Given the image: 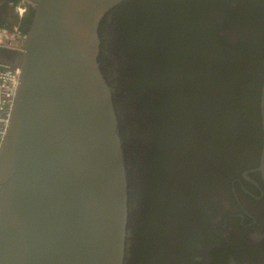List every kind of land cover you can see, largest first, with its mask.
<instances>
[{"label":"water","instance_id":"95a60500","mask_svg":"<svg viewBox=\"0 0 264 264\" xmlns=\"http://www.w3.org/2000/svg\"><path fill=\"white\" fill-rule=\"evenodd\" d=\"M33 15L0 149V264H124L128 183L100 24L126 0H21ZM264 177V85L260 98Z\"/></svg>","mask_w":264,"mask_h":264},{"label":"trees","instance_id":"16d2710c","mask_svg":"<svg viewBox=\"0 0 264 264\" xmlns=\"http://www.w3.org/2000/svg\"><path fill=\"white\" fill-rule=\"evenodd\" d=\"M155 1L156 7H152L153 4L141 5L143 2L151 3V0H126L107 15L114 20L112 29L106 22L107 18L100 24V37L104 33L107 37L115 27L121 28L123 25L128 34L125 41L130 48L137 49L138 44L142 49L148 48L147 55L138 60L129 71L123 70L120 53H111L113 70L119 77L114 85L117 92L114 106L127 166V229L131 237L126 242L128 250L125 251L124 264H174L177 257L182 260L181 241L190 232L188 221H192L197 209L204 205L202 197L195 194L196 179L193 177L200 170L197 169V160L204 165L201 168L203 171L214 168L212 172H217L225 165L231 154L225 148L229 133L227 125L219 121V117L223 115L226 101H229L230 90L232 94H240L236 91L240 87L234 88V81H218L219 94L214 97L218 103L214 102L213 108L206 109L209 98L214 93L208 85L198 92V81H185L179 86L178 83H163L161 79L165 71L163 62L170 59L171 49L169 45H164L170 40L165 34L166 27L168 30L177 26L185 36L183 38H187L185 42H191L194 37L197 39L199 36L197 40L201 41V64L211 61L215 51L220 56H228V39L219 35L225 26L217 23V15L220 12L225 15L237 12L227 8L225 2L230 0H209L221 3L218 7L211 5L214 14L204 0H201V11L195 0H184L182 3L181 0ZM195 8L200 12L201 24L197 29H201V35L186 20L192 19ZM128 11L132 17L129 12L126 17L128 20L125 21L126 18L122 16ZM173 18L176 19L167 23L168 19ZM115 32L110 34L111 38L117 36ZM122 38L119 34L117 40L121 42ZM212 41L215 42L213 48ZM238 41L241 42V39ZM186 46L188 49L191 47ZM101 48L100 45V61L103 57ZM201 67L200 76L209 73L203 69L210 67ZM217 73L218 80L228 75V72L220 69ZM168 88L174 94L164 95L165 91H169ZM179 88L198 92V103L203 106V112L196 118L197 122L189 128L179 115L182 112L179 111L181 104H174L172 99ZM197 95L192 96L194 104ZM239 110L246 114L248 109L243 107ZM235 160L238 161L239 158L234 157L233 163ZM185 168L187 173L184 172ZM183 231H186L184 236Z\"/></svg>","mask_w":264,"mask_h":264},{"label":"flooded vegetation","instance_id":"af4514ba","mask_svg":"<svg viewBox=\"0 0 264 264\" xmlns=\"http://www.w3.org/2000/svg\"><path fill=\"white\" fill-rule=\"evenodd\" d=\"M182 1L184 0H181V3ZM146 2L141 5L153 4L152 7H156L157 1ZM195 2L201 11L203 6L201 0H195ZM203 2L210 5L211 12V5L218 7L221 4L209 0ZM225 3L227 8L237 10L233 14L228 12L225 15L220 12L217 15V23L225 26L219 35L228 39L227 45L230 48L226 57L220 56L215 51L211 61L201 64L199 61L201 41L197 40L199 36L197 39L194 37L191 42H185L187 38H183L185 36L177 26L175 28L172 26L168 30L166 27L165 31L170 40L164 45H169L171 49L170 59L163 62L165 65L161 78L163 83H178L180 86L185 81H198L200 85L198 92L208 85L214 93L210 96L206 109L213 108L214 102L218 103L214 98L219 94L217 92L218 81L231 80L234 81V88L235 86L240 87L236 89L240 92L238 95L232 94L230 90L229 101H226L223 115L219 117V121L227 125L229 141L225 144V148L229 149L231 154L225 165L217 172H212L214 168L201 170L204 165L199 164L197 160V169L201 171L197 170L193 177L196 179L194 180L197 190L195 194L202 197L204 205L197 209L192 221H188L189 234L184 236L186 231L182 232L183 249L181 248L180 253L183 257L182 260L177 257L178 260L174 264H264V177L258 170L263 149L260 98L264 85V0H230ZM17 6L26 9L21 19L16 13ZM129 12H125L122 17H128ZM32 15L33 8L26 2L0 0L1 28L10 29L17 25L20 30L28 32ZM130 15L132 17L131 12ZM199 16L200 12L195 8L192 19L187 18L186 20L190 27L196 28L197 34L201 35V29H197L201 24ZM175 19H168L167 23ZM127 20L126 18L125 21ZM106 22L112 29L114 20L110 17ZM120 27H115L110 33L116 31L117 36L114 35L111 38L110 34L107 37L106 33L101 35L102 69L105 74H113L116 79L119 77L113 70L111 53H120L122 68L124 71H129L138 63V60L147 55L148 51V48H140L139 44L136 45L137 49L130 48L125 41L128 34L123 25ZM119 34L123 37L121 42L117 40ZM213 37L216 38L214 35ZM238 39H241V42ZM180 41L183 42L180 44ZM211 43L212 48L215 47V42ZM186 45L191 46L190 51ZM19 56L12 52L2 51L0 62L14 65ZM202 65L210 67V69H203L209 72L205 76L203 74L200 76ZM219 69L228 72V75H225L227 77H223L222 80H218L217 71ZM168 90L164 92V95L174 94L169 88ZM175 92L172 99L175 101L174 104H181L179 111L182 112L179 115L186 127H192L197 122L196 118L199 113L203 112V106L198 103V92H190L184 88H179ZM195 94L197 95L196 104L192 100ZM184 97L187 99L185 100ZM243 107L248 109L246 114L239 110ZM248 114L249 117H247ZM234 157H238L239 160L233 163ZM187 171L185 168L184 172L187 173Z\"/></svg>","mask_w":264,"mask_h":264},{"label":"built area","instance_id":"2783aa9c","mask_svg":"<svg viewBox=\"0 0 264 264\" xmlns=\"http://www.w3.org/2000/svg\"><path fill=\"white\" fill-rule=\"evenodd\" d=\"M25 12V7H16V13L20 19L25 15ZM26 37L27 33L22 32L17 25L10 29L0 27V52L22 54ZM20 74V69L16 65L0 62V149L9 127Z\"/></svg>","mask_w":264,"mask_h":264},{"label":"clouds","instance_id":"9594fccd","mask_svg":"<svg viewBox=\"0 0 264 264\" xmlns=\"http://www.w3.org/2000/svg\"><path fill=\"white\" fill-rule=\"evenodd\" d=\"M26 33H28V32H26Z\"/></svg>","mask_w":264,"mask_h":264}]
</instances>
